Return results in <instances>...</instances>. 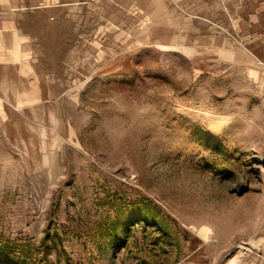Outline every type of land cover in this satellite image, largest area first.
I'll use <instances>...</instances> for the list:
<instances>
[{
    "label": "rangeland",
    "instance_id": "1",
    "mask_svg": "<svg viewBox=\"0 0 264 264\" xmlns=\"http://www.w3.org/2000/svg\"><path fill=\"white\" fill-rule=\"evenodd\" d=\"M60 58V123L0 132V264H264L255 59L106 36Z\"/></svg>",
    "mask_w": 264,
    "mask_h": 264
},
{
    "label": "crops",
    "instance_id": "2",
    "mask_svg": "<svg viewBox=\"0 0 264 264\" xmlns=\"http://www.w3.org/2000/svg\"><path fill=\"white\" fill-rule=\"evenodd\" d=\"M105 36L222 63L252 56L264 89V0H0V132L58 125L54 65L69 40Z\"/></svg>",
    "mask_w": 264,
    "mask_h": 264
}]
</instances>
